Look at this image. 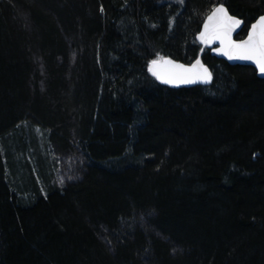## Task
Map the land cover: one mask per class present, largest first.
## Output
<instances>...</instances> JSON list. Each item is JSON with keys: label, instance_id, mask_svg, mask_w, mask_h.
<instances>
[{"label": "trees", "instance_id": "1", "mask_svg": "<svg viewBox=\"0 0 264 264\" xmlns=\"http://www.w3.org/2000/svg\"><path fill=\"white\" fill-rule=\"evenodd\" d=\"M264 0H0V264H264V79L197 42ZM103 9V10H102ZM201 58L211 86L150 62ZM82 161L59 177L54 147Z\"/></svg>", "mask_w": 264, "mask_h": 264}, {"label": "snow or ice", "instance_id": "2", "mask_svg": "<svg viewBox=\"0 0 264 264\" xmlns=\"http://www.w3.org/2000/svg\"><path fill=\"white\" fill-rule=\"evenodd\" d=\"M241 23V20L229 15L222 5L215 7L208 15L199 38L204 44L218 42L220 48L216 51L229 59L252 61L257 65L259 73L264 75V15L252 24L246 40L237 41L233 39L232 34ZM149 71L166 84H188L197 79L210 78L207 68L199 60L185 66L161 57L150 62Z\"/></svg>", "mask_w": 264, "mask_h": 264}, {"label": "water", "instance_id": "3", "mask_svg": "<svg viewBox=\"0 0 264 264\" xmlns=\"http://www.w3.org/2000/svg\"><path fill=\"white\" fill-rule=\"evenodd\" d=\"M221 5L227 10V12H228L229 15L234 16V15L231 14V12L229 11V9H228V7H227L226 5L220 4V5H217L216 7H219V6H221ZM211 12H212V11H211ZM211 12H210V13H211ZM210 13H209V14H210ZM209 14H208V15H209ZM208 15H207V17H208ZM263 15H264V14H263ZM260 16H262V15H260ZM260 16H259V17H260ZM207 17L205 18V21H204V23H203V25H202L201 31L199 32V34H198L197 37H196L198 44L201 45V46H203V47H205V48H207V49H209V50H211V54H212V56H214L215 58H217V59H219V60H224V61H226L227 63H229V64L232 65V66H247V67H252V68L256 71L258 78H260V79H264V75H261V74L259 73V70H258V68H257V65H256L255 63H253L252 61H246V60H241V59H229L228 56L223 55L221 52L216 51V49L220 48V44H219L218 42H216V43H212V44H204V43L201 42L199 36H200V33L204 30V25H205V23L207 22ZM234 17H236L237 19L241 20L242 23H241V25H240L239 27H237V28L235 29V31L233 32V34H232L233 39H234V40H237V41H240V40H246L247 37H248V33H249V31L251 30V26H252V24L256 23L257 20L259 19V17H258V18H257L252 24H251V26H250V28H249V30H248L246 36H245L244 38H242V39H238V36L240 35V33L242 32V30L244 29L245 22H244L243 19H241V18H239V17H237V16H234ZM166 60H171V61H173V62H175V63H177V64H183V65H185V66L192 65V64H194V63L197 61V60H196L195 62H193V63H191V64H186V63H183V62L177 61V60L172 59V58H166ZM198 60L200 61V63H201L205 68H207L208 72L210 73V78H208V79H206V80H204V79H197L194 83H188V84H166V83L162 82L161 80L157 79L155 76H153L151 72H150V73H151V75H152L153 77H155V78H156L161 84H163V85H169V86H171V87H173V88L193 87V86H197V85L207 86V87H208V86H211V85L213 84V81H214V74H213V71L209 68V66H208L207 64H205V63L203 62V60H202L201 58H199Z\"/></svg>", "mask_w": 264, "mask_h": 264}, {"label": "rangeland", "instance_id": "4", "mask_svg": "<svg viewBox=\"0 0 264 264\" xmlns=\"http://www.w3.org/2000/svg\"><path fill=\"white\" fill-rule=\"evenodd\" d=\"M54 150L58 153L59 177L61 181L64 183L80 181L85 173L82 161L58 149L56 146Z\"/></svg>", "mask_w": 264, "mask_h": 264}]
</instances>
